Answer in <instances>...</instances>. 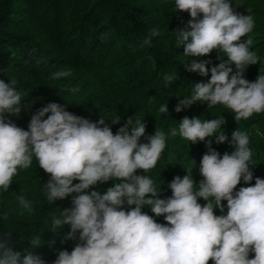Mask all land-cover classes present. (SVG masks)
<instances>
[{
	"label": "clouds",
	"instance_id": "clouds-1",
	"mask_svg": "<svg viewBox=\"0 0 264 264\" xmlns=\"http://www.w3.org/2000/svg\"><path fill=\"white\" fill-rule=\"evenodd\" d=\"M175 6L192 18L185 29L176 31V46L183 48L184 56L199 58L213 51L222 56L211 67L210 79L195 83L192 95L178 99L174 110L179 113L202 102L209 109L219 105L231 110L237 122L264 114V74L254 82L244 78L247 67L260 61L251 50L254 17L234 11L230 0H175ZM159 35L152 29L140 47ZM210 63L191 59L184 65L186 71L207 77ZM71 74L58 71L53 78ZM175 81V74L164 76L165 87ZM17 83L0 79V189L7 193L14 177L29 169L35 158L50 175L44 185L48 204L72 197L71 207L51 217V230L68 225L67 239L78 242L71 252L59 251L53 264H264V178L256 177L251 184L253 152L248 131L237 128L229 140L223 116L203 121L184 117L178 129L169 132L191 143L207 141L208 151L199 164L203 179L195 182L196 161L192 160L185 167L187 174L175 176L168 184L172 195L164 199L147 173L167 148L165 132L157 129L146 136L142 120L129 117L114 134L105 119L92 122L54 102L38 110L25 130L6 116L21 111L23 94ZM159 112L167 115L168 104L160 106ZM118 122L119 117L113 121ZM141 137L147 142L141 143ZM212 137L217 144L229 143L234 151L221 156L212 148ZM110 180L117 182L103 194L92 190ZM241 180L250 186L236 191ZM199 198L207 203H198ZM18 201L22 213H33L30 200L20 195ZM224 201L227 214H214L216 208L224 212ZM125 204L134 207L124 210ZM144 206L155 216H164L167 223L156 222L142 211ZM30 242L39 246L40 236ZM0 264L47 262L30 251L22 255L14 249L12 234L0 232Z\"/></svg>",
	"mask_w": 264,
	"mask_h": 264
},
{
	"label": "trees",
	"instance_id": "trees-1",
	"mask_svg": "<svg viewBox=\"0 0 264 264\" xmlns=\"http://www.w3.org/2000/svg\"><path fill=\"white\" fill-rule=\"evenodd\" d=\"M230 2L234 11L252 15L255 20L250 34L254 39L251 50L260 61L248 66L244 74V78L254 82L259 74H264V0ZM191 19L188 12H178L175 0H0V79L5 82L15 79L17 90L23 94L20 113L6 114L7 118L28 130L31 117L54 102L92 122L105 119L114 134L129 117L142 120L146 136L157 129L167 135L162 158L147 173L161 188L160 198L166 199L172 195L168 184L175 176L186 175L185 167L192 160L196 161L195 182L198 184L203 179L199 164L208 151L207 141L191 143L179 135L172 137L169 130L178 129L184 117H199L203 121L223 116L226 123L222 127L229 140L237 128L250 135L249 146L253 152L250 168L254 174L251 184L254 185L256 177L264 178V114H254L247 121L237 122L231 110L219 105L209 109L202 102L179 113L174 110L178 99L190 97L194 84L207 82L211 67L221 62L218 56L222 53L213 51L209 56L186 57L183 48L176 46V31L185 29ZM154 28L160 35L152 37L151 44L141 48L140 44ZM191 59L211 61L209 75L186 71L184 64ZM232 67L235 72V66ZM67 70L71 71L70 76L53 78L56 72ZM167 74L176 77L170 87L164 83ZM74 87L79 91L70 92ZM165 104L169 107L167 115L159 112ZM117 117L119 122L113 123ZM209 139L221 156L234 151L227 142L217 144L215 137ZM140 142L147 140L141 137ZM137 174L145 173L137 170ZM49 179L50 175L33 158L31 167L14 177L7 193L0 189V232L12 234L14 249L22 255L30 251L40 255L47 264H53L59 251L71 252L78 240L67 239L68 225L51 230V217L71 207L72 197L48 204L44 185ZM116 182L110 180L92 190L103 194ZM247 186L250 185L241 180L235 190ZM20 195L32 202L31 215L22 213ZM198 203L207 202L199 198ZM223 203L224 212L216 208L214 214H227V201ZM130 207L134 206L125 204L124 210ZM142 211L158 223H167L164 216H155L149 206H144ZM36 235L40 236L41 244L34 247L30 239ZM250 258H254V253Z\"/></svg>",
	"mask_w": 264,
	"mask_h": 264
}]
</instances>
